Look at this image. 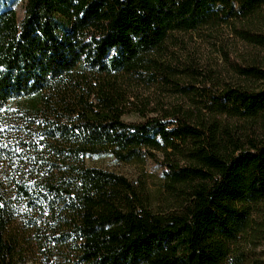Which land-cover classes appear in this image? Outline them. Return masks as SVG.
Segmentation results:
<instances>
[{
  "label": "trees",
  "instance_id": "obj_1",
  "mask_svg": "<svg viewBox=\"0 0 264 264\" xmlns=\"http://www.w3.org/2000/svg\"><path fill=\"white\" fill-rule=\"evenodd\" d=\"M231 22L264 49V0H0V264L231 261L264 198V68L214 91L180 87L163 60L173 33ZM146 75L194 107L146 102L125 121ZM104 154L162 167V208L87 165Z\"/></svg>",
  "mask_w": 264,
  "mask_h": 264
},
{
  "label": "rangeland",
  "instance_id": "obj_2",
  "mask_svg": "<svg viewBox=\"0 0 264 264\" xmlns=\"http://www.w3.org/2000/svg\"><path fill=\"white\" fill-rule=\"evenodd\" d=\"M16 10L21 18L24 13L23 1L18 2ZM239 26L238 22H231L172 34L165 44L163 60L176 70V81L180 87H206L216 91L223 84L251 83L239 74V67L255 64L264 68V49L246 43L236 31ZM145 77L149 78L148 75ZM127 92L129 103L124 107L126 113L123 117L127 122L139 120L133 110L146 102L151 110L171 106L194 107L191 94L175 92L172 84L161 79L157 82L149 79L133 80ZM86 163L121 174L135 183L145 182L152 192L154 205L162 208L164 169L153 161L124 163L104 154L87 157ZM248 206L246 228L228 264H264V198L251 201ZM36 258L31 256L21 264H41L40 257Z\"/></svg>",
  "mask_w": 264,
  "mask_h": 264
}]
</instances>
